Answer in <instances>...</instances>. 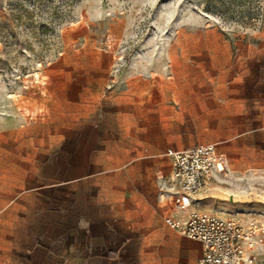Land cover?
<instances>
[{
  "label": "rangeland",
  "instance_id": "1",
  "mask_svg": "<svg viewBox=\"0 0 264 264\" xmlns=\"http://www.w3.org/2000/svg\"><path fill=\"white\" fill-rule=\"evenodd\" d=\"M166 142L216 144L196 210L264 223V0H0V264H189L144 209Z\"/></svg>",
  "mask_w": 264,
  "mask_h": 264
},
{
  "label": "built area",
  "instance_id": "2",
  "mask_svg": "<svg viewBox=\"0 0 264 264\" xmlns=\"http://www.w3.org/2000/svg\"><path fill=\"white\" fill-rule=\"evenodd\" d=\"M170 174L161 188L163 224L170 230L200 243L197 264H254L255 252L264 243V223L220 218L192 209L194 198L220 173L215 143L190 148H168Z\"/></svg>",
  "mask_w": 264,
  "mask_h": 264
},
{
  "label": "crops",
  "instance_id": "3",
  "mask_svg": "<svg viewBox=\"0 0 264 264\" xmlns=\"http://www.w3.org/2000/svg\"><path fill=\"white\" fill-rule=\"evenodd\" d=\"M128 142H150V140H145V139H140V138H133L131 140H128ZM157 145H162V146L163 145H168L162 151V154L164 156V152H165L166 149H168V148H172L173 149V146H180L181 144H180V142H172V143L171 142H166V143H157ZM196 145H199V144H196ZM196 145H194V146H196ZM174 150H176V149H174ZM164 158H165L166 162L168 163V165L170 167L169 160L165 156H164ZM143 191H144L143 195L152 196L151 200L148 199V200L144 201L145 204L148 205L147 207H144V209H150V208L153 207V205H156L158 213H159V215H160V217L162 219V222H163V217H164L166 212H165L163 203L159 199V193H157V190H153L152 188H146V187L143 188ZM127 203L128 204H126V206H128V207L131 206V204H130L131 201H128ZM118 206L120 207V204ZM192 209H195L194 205L192 206ZM173 232L175 233V235L177 237H179L186 244L187 248H186V251H185V256H186V259L188 260L189 264H197V261L201 257V254H202L200 243H198L196 241H193V240H190V239L186 238L185 236L179 234L178 232H175V231H173ZM89 255H91V253L90 254H86V256H85V258L83 260V263H81V264H118V262L114 259L113 255L110 256V255H108V254H106L104 252L96 253V255L94 257H92V256L88 257ZM48 258L49 257L45 256V254H44V256L40 255V254H36L33 264H47L43 260L48 259ZM50 264H59V263H53L52 262Z\"/></svg>",
  "mask_w": 264,
  "mask_h": 264
},
{
  "label": "bare ground",
  "instance_id": "4",
  "mask_svg": "<svg viewBox=\"0 0 264 264\" xmlns=\"http://www.w3.org/2000/svg\"><path fill=\"white\" fill-rule=\"evenodd\" d=\"M219 167H220V172L225 171V168H224V166L222 164Z\"/></svg>",
  "mask_w": 264,
  "mask_h": 264
}]
</instances>
